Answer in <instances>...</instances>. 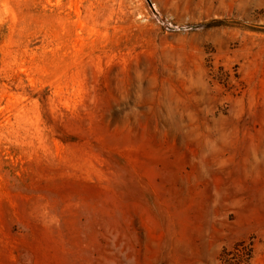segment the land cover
Here are the masks:
<instances>
[{
    "label": "rangeland",
    "instance_id": "rangeland-1",
    "mask_svg": "<svg viewBox=\"0 0 264 264\" xmlns=\"http://www.w3.org/2000/svg\"><path fill=\"white\" fill-rule=\"evenodd\" d=\"M0 264H264V0H0Z\"/></svg>",
    "mask_w": 264,
    "mask_h": 264
}]
</instances>
